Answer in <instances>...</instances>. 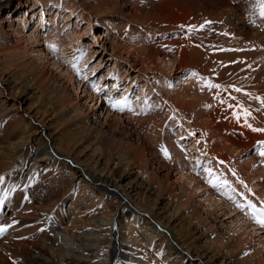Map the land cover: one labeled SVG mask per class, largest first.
Listing matches in <instances>:
<instances>
[{"label":"bare ground","instance_id":"bare-ground-1","mask_svg":"<svg viewBox=\"0 0 264 264\" xmlns=\"http://www.w3.org/2000/svg\"><path fill=\"white\" fill-rule=\"evenodd\" d=\"M67 1L66 4L62 0H0V11H6L4 17L0 16V70L13 61L20 62L21 60L17 57H22L20 48L27 49L32 43L35 46L31 53L36 55V58L39 57L41 62H45L49 67L54 66L60 71L66 68L70 74L74 75L75 72V75H78V69H74L75 64L73 62L70 63L71 65L67 64L63 58V47L67 45L62 40L63 20L67 18L68 24L76 17V27H78L84 21L92 23V15L86 14L79 6H71L69 4L71 0H65ZM118 1L96 0L95 3L102 8L109 9V13L104 16L108 17L119 10ZM122 1L125 5L129 3L128 5L134 9L129 19L134 21L137 27L142 26L146 32H151V34L141 32L128 36L126 27L121 25L122 27L119 26L118 29L111 28L110 20L106 18L99 20L97 26L99 32L90 31L95 40L89 43L88 52L91 55V49L102 41L101 47L104 48L102 52L104 53L108 49V44H111L112 53L107 51L110 54L107 61L111 62V67L103 78L101 77L103 84L111 80L113 91L123 88V95L118 97V100H123L130 88L128 84L132 81L133 88L130 94L135 90L134 93L138 97L146 100V98H151L150 91L152 90L149 89L148 80L152 81L156 78L158 70L163 66L165 67L162 75L167 78H171L178 72H198V77L190 74L191 77L187 78V82L183 80L182 88L179 85L169 86L166 82L159 80V90L166 88V94L159 91L161 93L159 95L165 94L164 99L166 100L164 101L166 102L160 103L161 106L154 105L153 112L150 114L152 117L149 118L151 119V131L155 139L159 140V137L166 134L164 124L173 115L174 121L170 122L182 127L179 131L180 138H185L190 146L189 150L185 151L178 143H168V156L171 155L170 162L173 166H161L169 171V174L173 173L174 166L177 170H175L174 181L167 177L166 190H169L171 195L169 198L177 203L178 209L185 210L191 219L198 220L197 223L204 226L205 230L213 227V221L210 219L219 214L218 221L223 218L222 225L225 223L223 226L226 232L231 233L230 237L238 253L252 254L254 251V258L249 260L251 264H264V226L255 225L242 208L245 202L264 207V166L259 163V159H264V156L256 154L255 158L244 163L233 164L234 157H240L245 151L250 152L257 146H260V151L264 150V144L259 143L264 142V132H254L246 127L243 117L237 121L234 117V109L228 106L229 104L236 105L237 100L242 101L244 106L251 110L248 123L255 128L264 129V106L257 99V97L264 98V33L257 30L249 35L235 29L236 14L217 9L214 5L218 0H160V8L155 7L153 1L150 0ZM153 9L161 10L157 14H152ZM231 9L230 7L229 10ZM152 18L157 20L156 25L151 24ZM208 20H212V23L205 24ZM33 24L35 25L33 35L24 36ZM201 25L204 27L201 28ZM74 33H78V29L75 28ZM230 33L235 35L232 37ZM85 36L86 34H83L82 38ZM180 37L182 41L178 42ZM112 39L115 40L111 41ZM246 39L249 41L246 42ZM123 41L131 43L130 48L120 46L119 43ZM221 42L225 45L230 44L233 48L222 50L218 46ZM254 44H256L255 47H253ZM50 45H55L57 50L54 51ZM80 47V43L71 46L77 61L82 58ZM175 53H179L180 56L172 60L171 54ZM89 55L85 63L93 59L92 56L89 58ZM160 61L162 67L158 63ZM30 62L38 63L36 59ZM98 65L95 64L93 67L95 72L100 69ZM47 68L46 66L44 69L34 67L28 73L29 76L25 78V80H31V89L37 90L38 94L34 101H37L40 107L34 110L23 107V111L25 110L31 118H40L42 122L44 118L40 114L41 106L59 103L63 107V113L69 116V122L77 123L78 114H75V107L78 103H72V98L66 96L60 88L55 91H46L47 83L43 84L42 79L47 81L48 78V82L51 81ZM19 69H25L24 64L20 65L17 70ZM168 70H170V75H167ZM134 73L137 75L133 77ZM12 74H15V71ZM70 74L67 73V77L73 86L72 91L77 89L75 99L83 97L89 103L96 102L95 105L98 104V100L99 102L102 100L96 110L108 119L110 112L115 109L107 105L108 114L104 112L101 92L94 90L92 92V83L87 81L88 86L78 85L75 89ZM0 76L6 77L3 74ZM206 81L222 86L221 89L215 88L216 92L220 91L218 96L215 92L209 98L208 87H202ZM127 82L129 83L126 84ZM198 83H200V88L196 89ZM234 88H239L241 91H234ZM17 90V96H20L21 89L17 88ZM79 90L81 94H78ZM90 91L93 94H86L88 97L82 94ZM196 92L198 98L194 97ZM244 93H250L251 97ZM213 97L216 99H212ZM228 97L237 99H227V103L223 104L220 102L221 99ZM5 98L12 99V96L5 95ZM5 98H0V129L4 130L3 134L6 137L5 140L0 138V178H2L0 179V227L6 228V231L0 243L5 241L10 243L5 247L6 256L0 254L2 259H7L9 264H15L18 256L14 250H17L18 253L33 254L32 263L42 264L43 260L54 262L53 257L48 260L43 258L46 252L52 251V254L56 255L59 250L60 255L58 256L61 264H70L75 260L90 263L97 256L89 252L98 253V250L102 249L101 242L109 233L103 230L107 226L111 230L108 248L110 258L107 264H117L119 261L121 264H129L126 261L128 255L121 253L123 246L121 239H126L135 246H146L153 249V254L149 255V258H140V264H214L211 259L204 258L193 251L184 238L173 229V226L154 219L144 207L134 203L132 195L124 194L121 186L114 181L110 173L98 174L93 171L90 174L92 170L82 168L78 163L74 164L81 167L85 174H90L89 177L95 183L118 196L123 206L111 216L107 214L109 210L106 204L96 201L93 206H80L75 210H70L68 222L65 224V219L58 216L57 206L54 203L48 206L43 205L40 202L43 200L41 195L36 198L35 195L30 194V187L37 182L31 181L37 180L38 172L40 173L38 185L46 180L49 185L58 184V157H63L66 153L54 143L44 124L40 130L42 140L40 137L26 134L16 140H8L7 137H11L8 134L11 132L10 128L13 123L11 122L10 125L6 120L10 117L9 111L13 103ZM67 101H70L69 106H65ZM17 102H19L18 99ZM137 105L143 104L138 103ZM90 106L94 108L88 105V109L91 110ZM19 108L20 106L17 111ZM92 110L95 111V108ZM214 111L217 114H214ZM116 113H113L114 119L121 118L120 113ZM216 116L221 117L220 123L215 121ZM238 131L241 132L240 135L236 134ZM71 136L79 138L76 133ZM176 146L181 147V150H178ZM144 150L145 148L142 152ZM191 157L195 158L196 167H200L203 164L202 160L206 157L204 167L213 169L214 175L211 179L213 183H216L217 176L222 178L218 184L219 188L215 186V189H212L213 186L207 179L209 174L205 169L196 175L195 168L188 161ZM219 161L224 163L220 164ZM15 172L17 173L14 175L17 177L16 180L13 177L9 181L10 175ZM224 180L228 181V186L221 191L220 185ZM171 185L174 187L170 190ZM179 186L183 193L177 192L176 187ZM196 196L198 199L201 198V201L203 200L198 201L199 206L204 209L205 216H201V212L199 213L195 208L193 199ZM151 222L153 225H150ZM89 224L95 226L89 227ZM156 229L158 232H155ZM215 232L211 231L212 236ZM217 235L216 232L215 239L207 242L210 243L211 248L215 249L220 244L219 251L232 252L233 249L225 244L224 236L216 237ZM163 237L167 239L169 247L165 245ZM58 238L71 241L69 250L58 248Z\"/></svg>","mask_w":264,"mask_h":264},{"label":"rangeland","instance_id":"rangeland-1","mask_svg":"<svg viewBox=\"0 0 264 264\" xmlns=\"http://www.w3.org/2000/svg\"><path fill=\"white\" fill-rule=\"evenodd\" d=\"M62 1L66 4L68 3V1L65 2V0ZM95 1L96 0H71V2L69 3L71 4V6H79L85 11L86 14L92 15V23L90 22L89 24V22L84 21L82 25L80 24L78 27H76V17L72 20L70 19L71 21L69 20L70 23L68 24V20H66L67 18L63 20L64 24L62 28V40L67 43V45L63 47V58L65 59L64 61L67 64H72V62L75 65L77 64L76 68L78 69V72L80 74L75 75L76 73L74 72V75H72L66 70V68H64V71H60L54 66L49 67V65L45 62H41L39 60V57L36 58V55L34 56L31 53L32 49L35 46V44L32 43L30 44V46H28L27 49L22 47L20 48L22 57L19 58V56H17L18 59L21 60L20 62L13 61L11 63H8L6 68L3 67L2 70H0V74L6 76L4 78L0 76V98L4 99L5 95H11L12 99H5H8L10 103H13L10 107V109H12L9 111L10 117L6 120L10 125L11 122L13 123L10 128L11 132L10 134H8L11 137L8 136L7 139L16 140L17 138L22 137L23 134L41 138L42 133L40 132V130L42 128L41 126H43L42 124H44L45 126H47V133L53 138L54 143L58 145V148L60 150L66 153V155L64 154L65 156L58 157V184L49 185L48 180H46L45 182H42V184L38 185V178L40 174L38 172L37 180L31 181L37 182L31 185L30 194L35 195L36 198L40 197L41 195V198L43 200L40 202L43 205L48 206L51 203H54L58 208V216L65 219V224L68 222V215L70 213V210H75L80 206H93L96 201L105 203L109 210L107 214H110L112 216L116 211L121 210V206H123L122 200L111 191L104 189L103 187L95 183L94 180L89 177V175L93 171L98 174L104 172L110 173L114 178V181L121 186V190L122 192H124V194H131L132 201L136 204L138 203L137 205H141L142 208L144 207L146 211L152 214V217H154V219L158 221L160 220L163 224H167L171 227L173 226V229H175V231H177L179 235L184 238L185 242L193 249V251L200 254L202 257L211 259L214 264H251L249 260L254 258V251H252V254L238 253V249L232 242V238L230 237L231 233L226 232L223 226L225 223L222 225L223 218L221 217L222 219L218 221L219 214L210 219L211 221H213V227L209 230H205L204 226H202L200 223H197L198 220L191 219L185 210L178 209L177 203L170 200L169 198V196H171L169 190H166L167 186L165 185H168V178L174 181L176 173L175 170H177V167L174 166L173 173L169 174V171L162 167L163 165L173 166L170 162L171 155L168 156V143H178L185 151L189 150L190 146L188 145L189 143H187V140L185 138H180L181 135L179 134V131L182 130V127L178 124L175 126V123H172L174 121L173 115L169 117V120H167L164 124L166 134L163 137H159V140L155 139L151 131V119L149 118L150 116L152 117V115L150 114H152L153 112L152 109L154 105L161 106L162 104L160 103L166 102L164 101L166 100L164 99L166 88H160L159 90V80L166 82L169 86L176 87L179 85L182 88V81L184 80L185 82L187 78H190V74H192V76H199L193 75L195 71L192 73L191 71L189 73L178 72L175 75L171 76V78H167L162 75L165 67L163 66V68H161L162 70H158L156 78L152 77V79L154 78L153 80L151 79L152 81H150V79L148 80L149 89H152L150 91L151 98H146L145 100V98L142 97L141 100L139 99L141 102L137 100L134 106V108L136 107L135 109L127 111L124 110L117 113L116 111H111V114L109 113L110 115L108 119L104 117V114H101V112H98L96 110V107L102 103V100L100 102L98 100V104L95 105L96 102L91 101L89 103V101H86V99H84L83 97L75 99L77 95L76 87L78 85H80V87H82L84 84L85 86H88L86 81L90 83L89 79H91L92 75H98V86H101V84L104 83L102 79L103 76L111 67V62L107 61V58L110 55L108 53H112L111 44H108V49H106V51L102 53L104 48L101 47L103 42L100 40L101 43L98 42V45H96L95 48L91 49V55H89L88 52L89 43L95 40L94 37L91 36L90 31L93 30V32H99L97 30L99 20H102V18L110 20L112 22L111 28L118 29V27L121 25L126 27L128 29L126 33L128 36H132L133 34L135 35L136 33L141 32H144L147 35L151 34V32H146L142 28V26L137 27L136 23L129 19L132 17L134 11V9L128 5L129 3L125 5L122 0H119L117 3L119 10L113 14H110L108 17H104L109 13V9L105 7L102 8V6L95 3ZM150 1H153L152 3H154L155 7L160 8V0ZM215 4L216 5L214 6L217 9L225 10V12H228L230 14H236L235 29L242 31L245 34L248 33L249 35L255 33L257 30H260L264 33V21L259 16V8L256 5L255 0H218L215 1ZM230 7L232 8L231 11L229 10ZM160 10L156 11L155 9H153L152 14H157L160 12ZM4 11H0L1 17H4V14L6 13V11ZM40 14L41 13H39V15ZM48 18H50V16H48ZM208 21L212 23V20ZM156 23L157 20L155 18H152L151 24L156 25ZM34 27L35 25L33 24L30 29L26 31V34L24 36L31 37L33 35L32 32L34 31ZM75 28L78 29V33H74ZM83 34H86L84 38H82ZM230 35L233 37L235 34L230 33ZM114 40L115 39H112L111 41ZM155 40L157 42V39ZM179 41H182L181 37L178 42ZM245 41L248 42L249 40L246 39ZM76 43L81 44L80 52L82 58L79 61L75 59L76 55H74V51H72L71 48V46ZM119 44L124 48H130L131 46V43L125 41L120 42ZM218 46L222 50H228L229 47L233 48V46H231L230 44L225 45L222 42L218 44ZM255 46L256 44H254L253 47ZM87 55H89V58H91L92 56L93 59L85 63L86 59H88ZM179 56V53H175L171 54L170 58L172 60H176L179 58ZM32 59H36L38 63L30 62ZM158 63H160V67H162V62L160 61ZM22 64H24L25 69H19L18 71L17 69L20 68V65ZM95 64H99L98 66L100 67V69H98L96 72L94 71L95 68H93ZM45 66L46 68L48 67L47 69L51 76V81L49 82L48 78L47 81L42 79L43 84L47 83L46 91H55L57 88H60L61 90H63L66 96L72 98V103H78L77 107H75V114H78L76 117V121L77 123H79V125L77 123L69 122V116L63 113V107L59 103L50 106H41L40 114L44 118L42 122L40 121V118H31L26 114L25 110L23 111V107H27L28 110H34L40 107L39 103L37 101H34V98L38 94L37 90L33 88L31 89V80H25V78L29 76L28 73H30L32 68L38 67L39 69H44ZM63 67H65V65H63ZM14 71L15 74H12ZM169 71L170 70L167 71V75H170ZM67 73L72 76V83H74V88L76 89V91H72L73 86L68 80ZM135 73L132 74L133 77L137 75ZM196 74H198V72H196ZM85 75L87 76V79L83 78V76ZM93 81L96 82L97 79L94 78L92 79V82ZM128 83L129 82H127L126 84ZM132 84L133 82L131 81L128 84V87H131ZM140 86H142V84L139 85V89ZM17 88L21 89L20 96H17ZM198 88H200V83L197 84L196 89ZM101 89L102 88H100V90ZM91 90L92 92H94L92 86ZM115 91L118 93L116 94L115 92L113 95L116 94L115 98L116 100H118V97L120 98L123 95L124 90L122 88L119 91ZM159 91L165 94L160 96L161 93ZM92 92L90 91L82 94L91 95L93 94ZM102 92L103 91H101V93ZM215 92V88H208L207 95L210 98L215 94ZM219 92L220 91L216 92L217 96ZM78 94H81L80 90ZM86 97L88 96L86 95ZM194 97H199L197 95V92L194 93ZM17 99L19 102H17ZM212 99L216 98L213 97ZM145 101L149 102L145 104ZM138 103L140 105H143L139 106L137 105ZM69 104L70 101H67V104L65 103V106H69ZM88 105H92L95 108V111L92 110L94 108H92L91 106V110L88 109ZM107 105L109 106V104ZM18 106H20V108L17 111ZM103 107L105 108L104 112L106 111L105 113H107V106L105 107V105L103 104ZM113 113H120L119 115H121V118L114 119L115 115ZM214 114L217 113H215L214 111ZM220 120L221 117L216 116L215 121L220 123ZM37 121H40V123H37ZM167 129L169 130V132ZM3 131L4 130L0 129V138L2 140H5L6 137H4ZM74 133H76L79 138H73L71 134ZM236 134L240 135L241 132L238 131L236 132ZM42 139L43 138H41V140ZM181 147H177V149L181 150ZM144 148L145 150L144 152H142ZM165 150L167 151V156L165 155ZM259 152L260 146L253 148L250 152L245 151L240 157H234L233 164H241L251 158H255L256 154L258 155ZM191 158H188V161L190 162V165L195 168L196 175L203 172V170L205 169L204 163L206 162V157H204V159L202 160L203 164L201 166L198 165L200 167H196L195 158ZM74 163H78L82 168L92 171L87 175L84 173L81 167H77ZM259 163L261 166H264V159H259ZM46 170H48V168H46ZM14 175H17V173L15 172V174L13 173V175H10L9 181L14 177ZM16 178L17 177L15 176L14 180H16ZM207 179L211 180L212 176L208 175ZM218 184H220V181H216L217 188H219ZM185 185L187 186V184ZM172 187H174V185L169 186V189L171 190ZM176 189L178 190L177 192L183 193L180 186L176 187ZM212 189L215 188L213 187ZM223 190L224 189H221V191ZM200 199H198L196 196L194 197L193 202L198 212H201V216H205L204 209L202 208V206H199V201H203H201ZM36 201L39 203L38 199ZM102 218L105 219V217ZM150 225H153V222H151ZM91 226L95 225L89 224V227ZM105 227L106 228H104L103 230H107L109 233L101 242L102 249L98 250V253L89 252V254L96 255L97 258L95 260H91L90 263H86L85 261L79 262L75 260L71 261L70 264H107L108 258H110L108 248L111 230H109L107 226ZM211 231H216L218 233L216 237L224 236V238L226 239H224V241L226 242L225 244L227 246H230L234 251H219L218 247L220 244L218 243H216L218 245L215 247V249L211 248L210 243L208 244L207 242L213 241L212 239H215L214 235L216 234L215 232V234H213L212 236ZM155 232H158V230L156 229ZM2 238L3 234H0V240ZM163 239L165 245L169 247V243L166 241L167 239L164 237ZM70 242V240L58 238V248L61 247V249L63 248V250H69V248L71 247ZM121 242L123 244L121 253H126L128 255L126 261L129 264H140V258H149V255L153 254L152 248L149 249L146 246H135L126 239H121ZM9 243V241L0 243V254L6 256L7 253L5 251V247ZM14 252L18 256L16 258L15 264H34L32 263V259H34L33 254H28L25 252L18 253L17 250H14ZM58 255H60L59 250L57 251L56 255H53L52 251L46 252V255H44L43 258H46V260H48L53 257L54 262H45L43 260L42 264H61ZM0 264H9V262L7 259H2L0 257ZM35 264L37 263L35 262ZM117 264H121V262L119 261L117 262Z\"/></svg>","mask_w":264,"mask_h":264},{"label":"snow or ice","instance_id":"snow-or-ice-1","mask_svg":"<svg viewBox=\"0 0 264 264\" xmlns=\"http://www.w3.org/2000/svg\"><path fill=\"white\" fill-rule=\"evenodd\" d=\"M255 2H256V5L259 8V16L264 18V0H255ZM207 23H211V22L210 21H206V24ZM192 27L194 28L195 26H192ZM200 27L203 28L204 25H201ZM50 47L54 51L57 50L55 45H50ZM75 68H76V66L74 65V69ZM78 74H80V73L78 72ZM193 75H198V74L193 73ZM83 78L87 79V76L85 75V76H83ZM92 87H93L94 91H97L98 93L100 92V88H99L98 85L93 84ZM202 87L216 88V89H221L222 88L221 85L211 83L210 81H206L202 85ZM234 91L240 92L241 89L234 88ZM244 95L251 97L250 93H244ZM227 99H237V98L228 97L226 99H221L220 102L222 104L223 103H227ZM257 99H259L261 104H262V106H264V98L257 97ZM109 103H110V106L112 108H114L116 110H122V108L127 105L128 100H127L126 97L123 100H113V99H111V97H109ZM228 106L232 107L234 109V117L237 119V121H239L241 119V117H243L244 124H245L246 127L250 128L254 132H264V129L255 128L250 123H248V120L251 117V110L249 108L245 107L242 101L237 100L236 105L229 104ZM259 143L264 144V142H259ZM259 154L261 156H264V150L260 151ZM165 155L166 156L168 155L166 150H165ZM219 163L223 164L224 162L223 161H219ZM205 171L209 174V176H213L214 175V171H213V169L211 167H207L205 169ZM233 175H235L234 172H233ZM0 179H2V178H0ZM216 179H217V182H219V181H221L222 178L217 176ZM222 182H223L224 186H228V182L226 180H224ZM209 183H211L213 187L216 186V183H213L212 180H209ZM249 207H251L252 210H253L252 215H253V219L255 220V222L259 223L261 226H264V208L256 209L255 206L251 205V204H249ZM5 231H6V228L0 227V234H3Z\"/></svg>","mask_w":264,"mask_h":264}]
</instances>
